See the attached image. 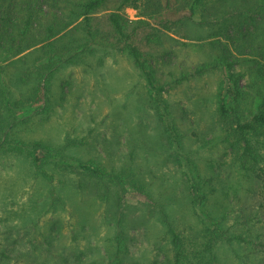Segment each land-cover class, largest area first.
Listing matches in <instances>:
<instances>
[{"label": "rangeland", "instance_id": "374dc122", "mask_svg": "<svg viewBox=\"0 0 264 264\" xmlns=\"http://www.w3.org/2000/svg\"><path fill=\"white\" fill-rule=\"evenodd\" d=\"M147 5L146 12L127 7L124 15L130 20L151 21L148 15L157 9L158 0H150ZM104 19L99 14L97 23L106 29ZM160 31L157 44L142 42V46L156 59L157 74L164 81H170L169 73H192L216 54L197 27H189L184 37ZM86 63L60 69L52 91L55 108L48 116L36 112L42 102H23L3 109L2 117L12 125L5 130L7 140L41 141L58 148L74 143L66 153L117 169L125 166L132 153L131 165L145 171L144 183L153 184L150 193L156 199V190L170 197L184 188L186 168H181L175 158L189 156L200 175L213 178L215 212L225 206L228 213L225 226L229 232L215 249L218 260L222 264H264V144L257 149L262 159L253 174L250 169L240 171L234 156L224 153L223 127L216 116L222 70L190 76L177 86L170 82L160 107H155L147 97L145 77L126 53L108 49L88 56ZM32 67L19 59L0 67V88L12 103L36 84ZM242 83L249 90L247 72ZM168 123L179 129L181 149L176 150V145L164 138ZM80 140L85 144L80 146ZM54 171L65 180H75L77 175ZM48 186L33 178L23 156L0 152V264H109V239L118 224L111 217L109 204L74 196L52 206ZM229 187L234 189H224ZM101 188L107 194L116 191L107 183ZM53 191L57 194L59 190L55 187ZM225 191L228 196L223 195ZM146 202L140 194L131 192L121 197L127 220L139 223L125 231L128 264L149 263L155 254L153 240L158 226L153 222L141 226ZM244 218H249L250 232L258 238L252 240L248 226L240 224ZM194 223L204 228L198 221Z\"/></svg>", "mask_w": 264, "mask_h": 264}, {"label": "trees", "instance_id": "16d2710c", "mask_svg": "<svg viewBox=\"0 0 264 264\" xmlns=\"http://www.w3.org/2000/svg\"><path fill=\"white\" fill-rule=\"evenodd\" d=\"M148 1L0 0V67L19 59L26 66H33L36 76V84L13 103L0 88V152L15 153L27 160L33 178L45 181L51 188L48 199L52 206L74 196L109 204L111 217L118 222L113 228V238L109 239V264H128L125 231L139 224L127 220L120 203L121 197L129 192L140 194L147 201L141 210V226L148 222L158 226L153 240V260L144 264H222L215 249L229 232L225 226L228 213L225 206L215 212L211 199L215 191L213 178L200 175L189 156L175 158L181 168L184 165L186 168L183 174L188 181L184 182V188L170 197L156 190V199L150 193L154 190L153 184L144 183L145 171H137L131 165L132 153L125 166L117 169L66 153L74 143L58 148L41 141L11 142L6 138L5 130L12 125L11 120L2 115L11 105L42 102L36 112L40 110L48 116L55 108L52 91L60 69L66 65H87L88 56L111 49L131 58L145 77L147 97L155 107H160L170 82L177 86L190 76L222 70L216 93V116L223 127V150L234 156L240 171L250 169L255 173L262 159L257 149L264 144V0H158L157 9L148 15L152 23L125 17L127 7L146 12ZM99 14L105 16L106 29L97 23ZM189 27L202 31L201 37L210 40L216 54L210 61L197 65L192 73H169L170 81H164L157 74L156 59L142 42L157 44L160 30L184 37ZM241 67L254 71H237ZM246 72L250 79L249 90L242 83ZM163 134L170 145L181 149V133L175 124H166ZM78 144L85 143L80 140ZM54 170L77 175H74L75 180H65L57 177L59 174ZM79 175L82 178L76 179ZM103 183L113 187L117 194L116 191L103 192ZM55 187L60 191L57 194L53 191ZM223 195L228 196L227 191ZM244 219L240 224L248 226L250 232L249 218ZM195 220L204 228L197 227ZM250 236L252 240L258 238L252 231ZM1 256L7 258L4 252Z\"/></svg>", "mask_w": 264, "mask_h": 264}]
</instances>
